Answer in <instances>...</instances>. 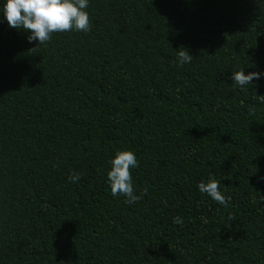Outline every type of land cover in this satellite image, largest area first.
I'll use <instances>...</instances> for the list:
<instances>
[{
    "label": "trees",
    "instance_id": "trees-1",
    "mask_svg": "<svg viewBox=\"0 0 264 264\" xmlns=\"http://www.w3.org/2000/svg\"><path fill=\"white\" fill-rule=\"evenodd\" d=\"M85 11L42 44L0 16V264H264V76L231 80L264 73V0ZM123 150L131 205L107 183Z\"/></svg>",
    "mask_w": 264,
    "mask_h": 264
},
{
    "label": "clouds",
    "instance_id": "clouds-1",
    "mask_svg": "<svg viewBox=\"0 0 264 264\" xmlns=\"http://www.w3.org/2000/svg\"><path fill=\"white\" fill-rule=\"evenodd\" d=\"M89 0H2L0 5V16L12 29H20L27 33L26 39L29 43L33 41L42 44L50 39L54 32L90 30L89 14L85 9ZM183 49V48H181ZM178 64L190 63L193 56L186 49L177 53ZM264 73L250 72L245 74L241 68L232 72L231 80L236 87L245 88L254 80L260 79ZM110 170L107 172V183L113 196L125 197L126 204H133L140 199L134 193L130 168L138 167V161L133 151H117L114 158L110 160ZM80 176L74 173L70 180L78 182ZM221 182L209 178L207 182L198 183V191L207 194L218 204H225V196L220 191ZM143 194V193H142ZM141 194V195H142ZM173 223H182L180 217H174Z\"/></svg>",
    "mask_w": 264,
    "mask_h": 264
}]
</instances>
